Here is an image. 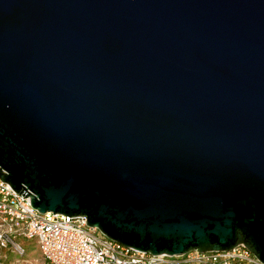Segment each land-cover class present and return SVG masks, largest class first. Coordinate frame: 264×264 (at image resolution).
<instances>
[{
    "label": "water",
    "instance_id": "1",
    "mask_svg": "<svg viewBox=\"0 0 264 264\" xmlns=\"http://www.w3.org/2000/svg\"><path fill=\"white\" fill-rule=\"evenodd\" d=\"M0 178L126 246L264 264V0H0Z\"/></svg>",
    "mask_w": 264,
    "mask_h": 264
},
{
    "label": "built area",
    "instance_id": "2",
    "mask_svg": "<svg viewBox=\"0 0 264 264\" xmlns=\"http://www.w3.org/2000/svg\"><path fill=\"white\" fill-rule=\"evenodd\" d=\"M83 215L35 208L30 197L0 178V264H39L20 239H35L42 264H263L243 245L224 251L152 254L91 227Z\"/></svg>",
    "mask_w": 264,
    "mask_h": 264
},
{
    "label": "rangeland",
    "instance_id": "3",
    "mask_svg": "<svg viewBox=\"0 0 264 264\" xmlns=\"http://www.w3.org/2000/svg\"><path fill=\"white\" fill-rule=\"evenodd\" d=\"M19 241L26 247V250L28 251L27 257L31 260L36 259L39 264H42L35 239H20Z\"/></svg>",
    "mask_w": 264,
    "mask_h": 264
}]
</instances>
